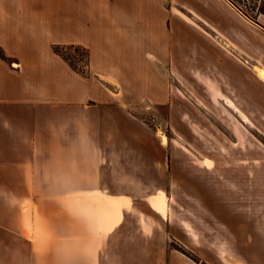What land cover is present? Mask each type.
<instances>
[{
	"label": "crops",
	"instance_id": "crops-1",
	"mask_svg": "<svg viewBox=\"0 0 264 264\" xmlns=\"http://www.w3.org/2000/svg\"><path fill=\"white\" fill-rule=\"evenodd\" d=\"M161 1L167 13L181 7L233 45L247 40L248 22L229 0ZM118 12L116 0H0V264H195L151 244L159 232L144 228L166 214L165 194L135 196L148 186L110 164L119 132L131 137L122 122L133 120L100 79L74 70L52 48L94 45L92 57L105 56L103 15ZM254 55L263 67L244 76L264 85L256 70L264 69V54ZM105 75L119 84L113 72ZM229 76L243 87L242 75ZM134 205L143 214L124 210Z\"/></svg>",
	"mask_w": 264,
	"mask_h": 264
},
{
	"label": "rangeland",
	"instance_id": "rangeland-1",
	"mask_svg": "<svg viewBox=\"0 0 264 264\" xmlns=\"http://www.w3.org/2000/svg\"><path fill=\"white\" fill-rule=\"evenodd\" d=\"M229 1L248 22L240 46L181 7L169 14L161 0H116L119 12L103 15L108 54L92 57L95 46L87 44L52 48L74 70L100 79L133 120L121 121L131 137L119 132L109 161L121 177L134 173L149 187L135 196L165 194L166 214L157 210L161 216L144 226L159 232L151 244L195 264H264V85L244 76L263 67L254 54H264V30L249 25L264 28V0ZM112 72L118 85L106 79ZM229 73L242 75V88ZM132 208L124 206L143 214Z\"/></svg>",
	"mask_w": 264,
	"mask_h": 264
},
{
	"label": "bare ground",
	"instance_id": "bare-ground-1",
	"mask_svg": "<svg viewBox=\"0 0 264 264\" xmlns=\"http://www.w3.org/2000/svg\"><path fill=\"white\" fill-rule=\"evenodd\" d=\"M256 70H257V72L259 73V75H261L263 78H264V69H262V68H259V67H256ZM109 82H111V83H115V80L114 79H112V78H110V77H108V78H106ZM159 137H160V139H161V142H162V144H165V143H167V137H166V135L163 133V132H161V131H159Z\"/></svg>",
	"mask_w": 264,
	"mask_h": 264
},
{
	"label": "trees",
	"instance_id": "trees-1",
	"mask_svg": "<svg viewBox=\"0 0 264 264\" xmlns=\"http://www.w3.org/2000/svg\"><path fill=\"white\" fill-rule=\"evenodd\" d=\"M56 50V49H55ZM56 52H58V51H56ZM59 53V52H58Z\"/></svg>",
	"mask_w": 264,
	"mask_h": 264
}]
</instances>
